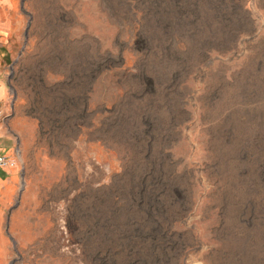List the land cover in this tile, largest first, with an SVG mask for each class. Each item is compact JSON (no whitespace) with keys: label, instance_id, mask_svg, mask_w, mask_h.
<instances>
[{"label":"rangeland","instance_id":"obj_1","mask_svg":"<svg viewBox=\"0 0 264 264\" xmlns=\"http://www.w3.org/2000/svg\"><path fill=\"white\" fill-rule=\"evenodd\" d=\"M0 73V264H264V0H0Z\"/></svg>","mask_w":264,"mask_h":264},{"label":"crops","instance_id":"obj_2","mask_svg":"<svg viewBox=\"0 0 264 264\" xmlns=\"http://www.w3.org/2000/svg\"><path fill=\"white\" fill-rule=\"evenodd\" d=\"M9 95V85L1 77L0 73V109H2L4 113V120L7 119L8 123L10 122L12 111V105L9 102ZM4 120L0 125V155L7 156V152L10 149L15 148L16 142L14 138L4 133L5 131L2 128L5 124ZM14 173L15 171H13V168L7 170L0 169V213L2 212L1 201H5L10 196H13L16 191V176Z\"/></svg>","mask_w":264,"mask_h":264},{"label":"built area","instance_id":"obj_3","mask_svg":"<svg viewBox=\"0 0 264 264\" xmlns=\"http://www.w3.org/2000/svg\"><path fill=\"white\" fill-rule=\"evenodd\" d=\"M4 120V113L2 109H0V125ZM13 162L9 160L6 156L0 155V169L7 170L12 168Z\"/></svg>","mask_w":264,"mask_h":264}]
</instances>
